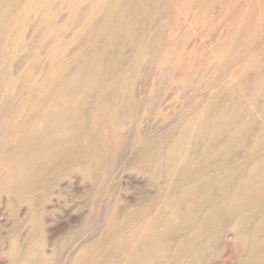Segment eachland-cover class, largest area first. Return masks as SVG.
Segmentation results:
<instances>
[{
    "label": "rangeland",
    "instance_id": "rangeland-1",
    "mask_svg": "<svg viewBox=\"0 0 264 264\" xmlns=\"http://www.w3.org/2000/svg\"><path fill=\"white\" fill-rule=\"evenodd\" d=\"M0 264H264V0H0Z\"/></svg>",
    "mask_w": 264,
    "mask_h": 264
}]
</instances>
